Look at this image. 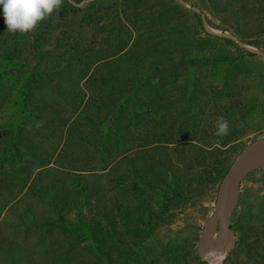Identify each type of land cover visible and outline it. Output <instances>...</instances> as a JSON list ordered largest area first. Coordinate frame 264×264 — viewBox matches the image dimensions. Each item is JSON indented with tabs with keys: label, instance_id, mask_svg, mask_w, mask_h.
Masks as SVG:
<instances>
[{
	"label": "rangeland",
	"instance_id": "1",
	"mask_svg": "<svg viewBox=\"0 0 264 264\" xmlns=\"http://www.w3.org/2000/svg\"><path fill=\"white\" fill-rule=\"evenodd\" d=\"M251 142L264 0H0V264H264Z\"/></svg>",
	"mask_w": 264,
	"mask_h": 264
},
{
	"label": "water",
	"instance_id": "2",
	"mask_svg": "<svg viewBox=\"0 0 264 264\" xmlns=\"http://www.w3.org/2000/svg\"><path fill=\"white\" fill-rule=\"evenodd\" d=\"M256 145H257V142H251L250 144L246 145L233 159L230 170L227 174V178L224 182L223 199L220 202V204L216 207L213 215L211 216L210 236L213 233V228L215 226L217 217L219 216V214H223L229 208L232 202V199L235 195L236 189L239 186L241 180L250 170H252L253 168L261 164H264V153L257 156L255 160L249 161L245 164L242 163V159L246 156H249L251 153V150ZM236 165H238V169L234 171ZM226 227L231 232V236H233V232L231 231V229L228 226ZM229 244H230V241L227 243V246H229Z\"/></svg>",
	"mask_w": 264,
	"mask_h": 264
},
{
	"label": "bare ground",
	"instance_id": "3",
	"mask_svg": "<svg viewBox=\"0 0 264 264\" xmlns=\"http://www.w3.org/2000/svg\"><path fill=\"white\" fill-rule=\"evenodd\" d=\"M237 169H238V165H236V167H235L234 171H236Z\"/></svg>",
	"mask_w": 264,
	"mask_h": 264
}]
</instances>
